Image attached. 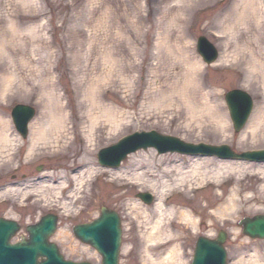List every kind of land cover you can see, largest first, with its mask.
Wrapping results in <instances>:
<instances>
[{
  "label": "rangeland",
  "instance_id": "obj_1",
  "mask_svg": "<svg viewBox=\"0 0 264 264\" xmlns=\"http://www.w3.org/2000/svg\"><path fill=\"white\" fill-rule=\"evenodd\" d=\"M250 2L247 5L245 0H0V32L13 28L19 35L14 43L21 48L11 53L3 52L0 46V117L7 121L11 139L7 149L0 151V217L21 224L17 237L25 235L22 231L26 225L51 212L58 216L51 242L64 260L100 264V258L96 259L99 255L94 256L93 249L88 247V252L86 246L76 241L71 229L95 219L102 207L113 210L120 219L119 264H144L146 253L157 258L167 249L161 244L145 246L141 232L125 227L121 202L139 199L140 193L131 186L122 188L109 184L105 176L91 175L73 200L64 196L58 199L55 193L46 199L23 196L18 190L29 182L39 186L46 181L45 176L56 180L65 172L67 157L84 153L78 127L86 128L88 122L83 121L91 109L96 115L103 114L107 107L123 113L111 139L94 134L97 141L92 157L98 170L112 169L98 164L96 156L101 149L139 131L155 130L191 144L226 145L237 154L264 150V74L257 73L260 91L256 92L248 88V68L239 65L250 51L261 57H257L258 64L264 57V0ZM257 13L262 19L256 20ZM200 37L219 52L212 65L206 66L196 52V40ZM195 62L199 66L190 69L193 77L187 79L189 71L186 72L185 66L191 67ZM5 85L8 86L1 97ZM238 89L251 96L254 108L245 126L236 132L223 97L226 92ZM53 103L64 109V128L69 134H61L62 144L44 149L40 157L39 153L27 155L31 126L45 107ZM16 105L36 109L26 140L17 135L10 118ZM256 118L258 126L251 132L249 126ZM79 119H83L81 125ZM219 119L225 124L221 125ZM102 124L100 120L97 126ZM138 152L156 153L152 149ZM175 154L163 157L171 159L168 163H186V157ZM146 160L145 165L157 164L155 158ZM241 161L245 171L222 176L217 182L223 184L220 188L209 182L194 192L192 201L178 198L177 202L197 204L192 209L199 214L195 215L197 228L179 234L182 264L191 263L197 238L215 239L219 232L227 235L223 244L227 264H264V240L245 238L238 226L242 219L264 215V175L256 172L252 166L255 164ZM39 166L42 168L36 170ZM214 166L211 163L206 169L212 171ZM237 185L240 198L247 202L243 209L232 218L208 219L206 213L218 209ZM9 190H15L16 194H8ZM221 192L224 195L217 201L214 194ZM205 204L209 208L203 212L201 206ZM57 233H67L70 238L66 242L58 240Z\"/></svg>",
  "mask_w": 264,
  "mask_h": 264
},
{
  "label": "bare ground",
  "instance_id": "obj_2",
  "mask_svg": "<svg viewBox=\"0 0 264 264\" xmlns=\"http://www.w3.org/2000/svg\"><path fill=\"white\" fill-rule=\"evenodd\" d=\"M245 3H247V5L251 4L250 0H245ZM244 7L242 12L246 11L244 10ZM259 15L261 14L257 13V15L255 16L256 20L262 19L260 18L261 16ZM18 37H19L18 32H16L13 28L10 31L6 30L4 32H0V44H1L0 46L3 52H6L7 50H9L10 52L12 51L13 53L19 52L21 48H18L17 45L15 44L16 42L14 41V39ZM8 40L9 42H7ZM211 46H213V44H211ZM213 47L215 49V46ZM11 53L9 54L10 55L9 60L12 62ZM216 55H217L216 59L219 58V52L217 50H216ZM198 56L201 58L199 54ZM257 57L259 56H256L255 53L250 51L249 54H247V57L243 58L239 62L240 67H244V69L246 70L248 68L247 70L249 74L247 78V84L249 86L248 88H251L252 90L254 89L256 92L260 91V87H259L260 77L257 73H259L261 76H263L264 74V72L262 71L264 70V68L261 69L260 67V66L264 67V57L261 59V62L259 61L261 64L260 63L258 64ZM194 65H192L191 67L185 66L186 72L189 71L186 75L188 76L187 79L193 77L191 75V70H193L192 67L199 66L198 63L196 62L194 63ZM206 66H208V64H206ZM258 69L259 71L257 72ZM11 79L12 76H9L8 82H10ZM7 86L8 85H5L4 89L2 90L1 97L4 96L5 94L4 92L6 91L5 89H7ZM227 93L228 92L224 94L223 97L224 100H225V95ZM245 94L249 95L247 92H245ZM250 99L252 98L250 97ZM251 102H252V106H254V101L252 100ZM22 106L30 108V106L27 105H22ZM89 106L92 107L91 105ZM225 106L227 108L226 104ZM44 110L45 111L37 118V121L33 123V126H31L33 128L30 135L31 147L27 155H31L33 153H39L38 156L40 157L41 151H43L44 149L54 148L57 147L59 144H62V138H60L61 134L63 133L66 135L69 134L68 130H65L64 128L65 127V116L63 111L64 109L61 108L59 104L58 105H55V103H53L52 105L50 104L47 107H45ZM89 112L90 113L86 114L87 117L86 120L83 121V122L85 121L88 122L86 128L85 127L80 128V126L79 127L77 126L80 130L79 137L83 142V144L80 147L83 148L82 150L84 153H82V155L72 154L71 156L67 157L68 161L67 164L64 166L65 172H63L62 175L57 176L56 180H53V176L51 177L45 176L44 180L46 181L48 180V182L50 183L44 181L39 186L35 187L34 184L29 182L25 186L19 188L18 194L23 196H42L41 198L46 199V197L48 196L49 197L54 196L55 193L56 196H59L57 197L58 199L64 196V197H68L69 200L70 199L73 200L72 198L74 196H77L80 193L82 187L86 185L87 181L85 182L84 180L90 178L91 175H96L99 177L105 176L107 177L106 181L109 182V184H113L122 188H127L131 186L135 188L137 192H140L139 194H146L145 192L151 191L152 195L151 194L150 195L154 197L153 203L151 201L150 203H146L140 198L136 200H133L131 198L121 202L120 207L123 208L122 217L126 219L125 227H128L130 230H136L141 232L144 236L143 241L145 243V246L147 247L158 244L159 245L161 244V246L165 245L167 247V249L162 251L157 258H153L149 252L146 253L145 256H147V260L144 262V264H182V254L180 251L181 247L178 244V241L181 240V236L179 234L181 231L187 232L196 229L198 226L197 223L198 221L195 215H199V214L194 213L192 209V206H195L197 204L194 203L191 206L189 205V203L186 204L182 202H177L178 198L182 197L186 199L185 201L187 202L192 201V198L193 197L195 198L194 192H196V190H199L205 184H206L205 186H207V183L213 182V184L216 183L215 185H217V188H220V186L223 184L218 185L217 182L222 176L228 174H240L244 172L246 166L243 165V163L242 164L239 163L242 162L241 159L238 158L240 154H236L232 152V150L230 151L234 157H225V156L219 157L216 155H205V154L200 155V154H191V153L185 154V153L177 152V154L175 153L174 154L178 156L182 155L186 157L187 160L186 163H182V162L174 163L175 161L172 163H168V161L171 159H169L168 156L167 157H163V156L169 155V153L156 152L154 154L150 153L149 155L148 153L145 154L142 152V154H139L140 152L138 151L141 150L145 151L147 149H138L133 152L129 151V153H127L125 158L121 160L116 167L106 166V168L110 167L112 169L115 168L116 170H112V169L98 170L96 167H94L95 164L93 162V157H92L93 152L95 150L94 143L97 141V138L94 137V134L97 132V134L99 133L102 136L108 137V140L111 139L113 132H115L117 128H119L120 126L119 124L122 121L123 113L108 107L104 109V113L102 112L103 114L100 113L96 115V113H92V109ZM35 117H36V109L33 117L30 119V122H28L27 124V128H26L27 132L29 131V125H31V122L34 120ZM82 120L83 119H79L78 124L81 125ZM100 120H102L104 124L97 126L98 124H100ZM258 120L259 118H256L255 122L249 126V131L252 132L256 129L259 123ZM218 122L221 123V125L225 124V122H223L220 119ZM7 126H8L7 121H4V119L0 117V151L1 148L7 149V147L11 143V139L8 137L7 134L8 132ZM28 136H26V139L28 138ZM84 149H86V151ZM152 150L155 149L153 148ZM181 157L179 158L180 160ZM154 158L157 159V164L154 165L150 164V166L144 164V162L147 161L146 159L152 160ZM126 159H127L126 165H123L124 163L122 162ZM244 162L255 164L252 166H254L253 168L257 169V170L255 169L256 172L262 176L264 175V162H260V161L250 162L249 160ZM211 163L216 164V166H214L212 171L206 169L208 168V166H210ZM98 164L100 163L98 162ZM41 168L42 167L39 166L37 169H41ZM12 177L13 179H15V176ZM12 189H15V187H13ZM15 190H9L7 192L8 194L14 196L16 194ZM223 195H224L223 192L219 194L216 193L214 194V196H216L217 198V201H219V199L221 200L222 199L221 196ZM174 196L175 198H173ZM240 196H241L240 189L239 186L237 185L236 188H233L232 191H230L229 198L225 202H223V204H221L218 207V209H216L214 212L212 211L206 213V217L208 219H210V217H212L213 219H218L219 217L223 219L227 216L232 218L234 214L242 210L244 207L243 205L247 203L244 202L240 198ZM248 202H251V199L248 200ZM142 203L152 204V205L151 207H147ZM65 205L69 206L68 204ZM65 205L62 206L63 209L65 208L67 209ZM208 208L209 206L207 204H205V206H201V210H203V212ZM102 209H104V211L107 210L113 212L118 217V214L113 210L101 207V209L99 210L100 214H98V216L95 218L101 217ZM52 215L55 216L53 213ZM0 219L14 222L19 228L17 231H15L16 237L11 236L10 239L7 240L6 243L9 246L19 244L22 241L27 243L28 238L26 236L29 235L26 229L36 225L40 221L39 219L34 224L26 225L22 231L25 233V235L23 234L21 235L22 237H26V239L21 238V240H19V237L17 236L20 235V232L22 230L21 224L4 217H0ZM56 223H58V220ZM56 228H57V224H56ZM71 231L73 232V229H71ZM175 232H178L177 233L178 235H175L174 234ZM241 233H242V229H241ZM55 234L56 231L53 232V235L52 237H50V240H52ZM57 234L58 235H56V237H58L57 238L58 240L62 238L66 242L70 238V236L67 233H57ZM74 238L76 241L79 240L75 236ZM245 238L251 239L246 234H245ZM78 242L84 246L83 242L80 241ZM88 247L90 248V246L86 245L85 249L89 252ZM93 250L92 252H94V256L99 255V253L95 249ZM58 255L61 256L63 261L69 262L68 260H64L65 258L60 253V251H58ZM98 258H100L99 260L102 263L101 255H99L96 259ZM43 260L45 259L38 258V261L36 262L40 263ZM76 262L77 261L74 260L71 261V263H76ZM80 263H83V261H80ZM86 263L91 264V262L88 261H86Z\"/></svg>",
  "mask_w": 264,
  "mask_h": 264
},
{
  "label": "water",
  "instance_id": "obj_3",
  "mask_svg": "<svg viewBox=\"0 0 264 264\" xmlns=\"http://www.w3.org/2000/svg\"><path fill=\"white\" fill-rule=\"evenodd\" d=\"M197 52L205 64L210 65L216 61V50L205 39L200 37L196 41ZM225 104L233 123L234 130L239 131L251 113L252 100L239 90L229 91L225 95ZM34 115V110L18 105L12 109L11 117L18 134L24 139L27 136V124ZM154 147L158 153L178 152L185 154L216 155L234 157L227 147L194 146L179 142L178 139L163 137L154 132L141 133L128 136L119 144L102 150L98 162L103 166L116 167L125 158L129 151ZM239 159L264 162V151L244 153ZM140 198L150 203L151 197L141 195ZM106 211V212H105ZM102 209L101 217L90 224L78 225L73 229L75 237L81 242L90 245L102 257V264H119V250L121 243L120 221L113 212ZM56 216L46 215L39 223L27 228L29 239L19 244L9 246L6 242L19 228L14 222L0 219V264H77L65 262L58 255L55 244L49 243L50 237L56 229ZM242 233L251 239H264V216L245 218L239 222ZM226 235L221 232L215 240L199 237L195 243L191 264H227L223 244ZM38 258L45 260L38 261ZM87 264V263H78Z\"/></svg>",
  "mask_w": 264,
  "mask_h": 264
}]
</instances>
